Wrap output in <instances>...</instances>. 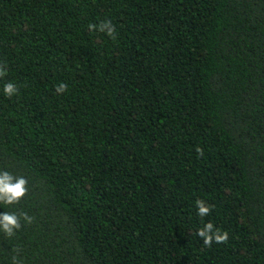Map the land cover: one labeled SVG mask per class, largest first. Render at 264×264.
Masks as SVG:
<instances>
[{
  "label": "trees",
  "instance_id": "trees-1",
  "mask_svg": "<svg viewBox=\"0 0 264 264\" xmlns=\"http://www.w3.org/2000/svg\"><path fill=\"white\" fill-rule=\"evenodd\" d=\"M0 66V213L34 218L0 264H264V0H0Z\"/></svg>",
  "mask_w": 264,
  "mask_h": 264
},
{
  "label": "clouds",
  "instance_id": "clouds-1",
  "mask_svg": "<svg viewBox=\"0 0 264 264\" xmlns=\"http://www.w3.org/2000/svg\"><path fill=\"white\" fill-rule=\"evenodd\" d=\"M90 31L98 30L106 33L107 36L113 40L116 39V27L110 20H105L98 25L89 24ZM7 73L6 66H0V77H4ZM68 89V85L64 82H60L56 85V93L63 94ZM18 92L17 85L13 82H7L3 86V93L6 97H12ZM200 155H203V150L196 149ZM28 180L23 176H14L10 172L4 170L0 171V204L14 205L28 194ZM197 215L200 217L208 216L213 208V205L206 203L203 199H198L196 202ZM21 219L25 223H32L33 217L27 213H19L4 211L0 213V231L8 236L12 237L15 232L21 228ZM196 234L203 239L205 246L210 247L213 242L220 244L226 243L229 239L227 231H221L214 228L211 222H207L203 227L197 229ZM13 264H19L16 257L13 258Z\"/></svg>",
  "mask_w": 264,
  "mask_h": 264
}]
</instances>
